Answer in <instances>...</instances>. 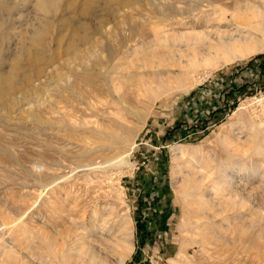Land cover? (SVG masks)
I'll list each match as a JSON object with an SVG mask.
<instances>
[{
  "label": "rangeland",
  "instance_id": "obj_1",
  "mask_svg": "<svg viewBox=\"0 0 264 264\" xmlns=\"http://www.w3.org/2000/svg\"><path fill=\"white\" fill-rule=\"evenodd\" d=\"M207 1L0 0V264H264V0Z\"/></svg>",
  "mask_w": 264,
  "mask_h": 264
},
{
  "label": "bare ground",
  "instance_id": "obj_2",
  "mask_svg": "<svg viewBox=\"0 0 264 264\" xmlns=\"http://www.w3.org/2000/svg\"><path fill=\"white\" fill-rule=\"evenodd\" d=\"M39 1V0H38ZM210 0L207 1L206 5H203V6H206V8L208 9H202V7H198V8H195V7H192L191 11L189 13H191L192 11L195 12L194 10H198V12L200 13L201 16H204V20H203V23L205 24V27H208L209 25H211L210 23H212L215 19L216 21L218 22V20H221L223 21V23L226 24V22H224V19L221 18L220 15H217L215 16L216 14V8L212 6ZM215 3V2H214ZM213 3V4H214ZM196 4V3H195ZM39 5H43L42 1L39 3ZM217 6V5H216ZM211 10L212 12V15H207V12ZM237 11V10H236ZM210 13V12H209ZM259 16H261L262 20L261 21H258L256 23L257 26H260V27H264V14L263 13H260L258 14ZM257 15V16H258ZM250 16V15H249ZM215 17V18H214ZM259 18V17H258ZM184 24H189L190 27H198V23H196L195 21H187L186 23ZM257 29V28H255ZM202 32V31H201ZM210 32H205V34L203 33V36L202 35H198L197 37V40L194 42L195 46L196 47H192L194 48V53L195 54H205V53H209V54H216L217 51L219 50H230L231 52H233L235 54V56H238V57H242L243 55L245 54H248L249 52H252L251 49H247L246 48V44H247V39H248V36H247V32L244 31L242 32L241 34H239V37H236L233 39L232 37V33H226L224 31H221L220 29H216L213 33V39L211 38L210 36ZM161 37V35H160ZM208 37V38H207ZM224 37H229L230 40H224L223 38ZM167 38V37H166ZM215 38H219L218 41H214ZM168 39V38H167ZM212 39V40H211ZM233 39V40H232ZM184 40V39H183ZM199 40H202V42H199ZM207 40V41H206ZM250 41V40H248ZM182 42V40H181ZM185 42V41H184ZM206 46H205V45ZM180 45H182V43H179V47ZM233 54V56H234ZM185 55V54H184ZM175 148H173L174 150ZM175 151V150H174ZM175 153V152H174ZM116 163V161H115ZM117 163L120 165L124 164L125 161H123V159L120 157V159L117 160ZM85 165V164H84ZM117 165V164H116ZM103 167V166H102ZM58 181V180H57ZM56 182V181H55ZM206 211V210H205ZM207 212V211H206ZM205 212V213H206ZM222 212V210L220 211ZM208 214V213H206ZM210 215V214H209ZM208 217V216H207ZM214 217V214L211 215V218ZM209 218V217H208ZM106 224V225H105ZM204 225V224H203ZM113 229H110L109 228V225L108 223H104L103 226L99 227L98 229V234H106L108 235V238H109V235L112 237V240L108 239L109 241L112 242V244L115 246V247H118V248H122V254L119 255V260H118V263L120 264L121 262H123V258H124V253L125 251H127V245H126V237H124L122 234L121 235H118L116 233V230L112 231ZM119 230V229H117ZM118 232V231H117ZM100 235H97L100 237ZM96 236V237H97ZM107 237V236H106ZM102 238V237H100ZM128 240V239H127ZM89 249L88 251L86 252L85 255H88L89 257V260L90 262H95L97 263L98 261V258L99 256L96 255V249L94 248V246H90L88 245Z\"/></svg>",
  "mask_w": 264,
  "mask_h": 264
}]
</instances>
